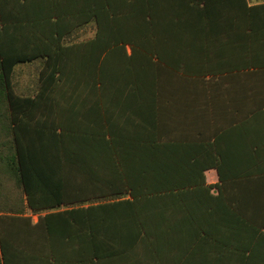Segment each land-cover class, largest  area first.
<instances>
[{"label":"trees","instance_id":"16d2710c","mask_svg":"<svg viewBox=\"0 0 264 264\" xmlns=\"http://www.w3.org/2000/svg\"><path fill=\"white\" fill-rule=\"evenodd\" d=\"M245 17H264V4L0 0V264H175L176 247L184 264H226L229 257L239 264L241 251L225 249L224 205L210 199L196 162L184 166L160 143L115 134L98 121H108L109 101L141 92L134 83L143 71L126 66L133 59L123 56L126 46L164 62L176 61L165 51L183 50L189 70L192 61L211 60L194 55L212 46L195 37ZM90 21L93 38L65 43ZM30 62L40 64L37 91L17 93L15 66ZM97 99L105 108L99 118ZM48 111L53 117L40 115ZM115 172L120 186L96 184ZM4 176L21 198L4 202ZM106 195L113 198L92 201Z\"/></svg>","mask_w":264,"mask_h":264},{"label":"crops","instance_id":"0c3cea01","mask_svg":"<svg viewBox=\"0 0 264 264\" xmlns=\"http://www.w3.org/2000/svg\"><path fill=\"white\" fill-rule=\"evenodd\" d=\"M246 1L248 6L264 4ZM216 27L214 33L194 39L211 43L208 50L193 51L211 60L192 61L189 70L183 50L165 51L176 61L164 62L126 46L123 56L133 57L126 66L132 73L143 71L141 81L134 83L141 92L109 101L108 121L98 124H109L115 134L160 143L178 163L196 162L210 199L224 205L225 249L241 251L239 264H264V17L223 19ZM103 104L95 101L97 118L105 114ZM220 154L223 179L217 171ZM108 179L98 182L123 183L117 172ZM175 250V264H184L182 252ZM225 263L237 262L229 257Z\"/></svg>","mask_w":264,"mask_h":264},{"label":"rangeland","instance_id":"374dc122","mask_svg":"<svg viewBox=\"0 0 264 264\" xmlns=\"http://www.w3.org/2000/svg\"><path fill=\"white\" fill-rule=\"evenodd\" d=\"M96 31V26L94 21L85 23L77 27L66 39L65 43H81L85 42L94 37ZM40 64L35 62L30 63H19L15 66L13 74V84L17 93L20 94H34L38 88V75H39ZM40 115H47L49 118L53 117L52 113L41 112ZM77 182H85L81 177L76 178ZM85 184V183H84ZM98 186H104V183L96 182ZM107 196V195H106ZM101 196L94 198L92 201H106L113 196ZM4 202L8 199L9 202H13L21 198L20 191L15 187L13 181L9 180L4 176ZM25 215L30 216L32 221H36V215L30 210L25 211Z\"/></svg>","mask_w":264,"mask_h":264}]
</instances>
